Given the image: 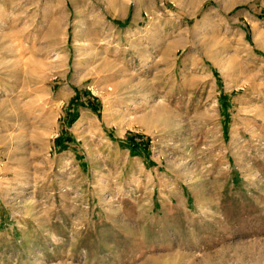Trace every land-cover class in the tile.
<instances>
[{
	"label": "rangeland",
	"instance_id": "1",
	"mask_svg": "<svg viewBox=\"0 0 264 264\" xmlns=\"http://www.w3.org/2000/svg\"><path fill=\"white\" fill-rule=\"evenodd\" d=\"M0 264H264V0H0Z\"/></svg>",
	"mask_w": 264,
	"mask_h": 264
}]
</instances>
